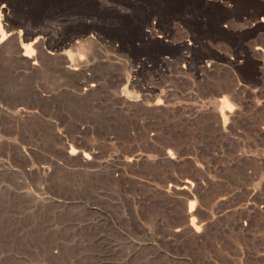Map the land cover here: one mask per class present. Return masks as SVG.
Here are the masks:
<instances>
[{"label":"rangeland","instance_id":"obj_1","mask_svg":"<svg viewBox=\"0 0 264 264\" xmlns=\"http://www.w3.org/2000/svg\"><path fill=\"white\" fill-rule=\"evenodd\" d=\"M0 264H264V0H0Z\"/></svg>","mask_w":264,"mask_h":264},{"label":"bare ground","instance_id":"obj_2","mask_svg":"<svg viewBox=\"0 0 264 264\" xmlns=\"http://www.w3.org/2000/svg\"><path fill=\"white\" fill-rule=\"evenodd\" d=\"M4 33H5V32H4ZM7 36H8V35H7ZM9 36H10V35H9ZM4 38H5V37H4ZM6 38H7V37H6ZM5 41H6V40H5ZM35 46H37V45H35ZM25 54H26V53H25ZM26 55H27V54H26ZM31 55H32V53H31ZM23 56H24V55H23ZM27 58H29V57H27ZM33 64H34V63H33ZM74 70H75V69H74ZM189 207H190V208H189L188 210H191V209H192V208H191L192 206L190 205Z\"/></svg>","mask_w":264,"mask_h":264}]
</instances>
